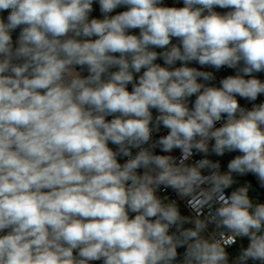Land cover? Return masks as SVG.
Returning <instances> with one entry per match:
<instances>
[{
    "label": "clouds",
    "instance_id": "1",
    "mask_svg": "<svg viewBox=\"0 0 264 264\" xmlns=\"http://www.w3.org/2000/svg\"><path fill=\"white\" fill-rule=\"evenodd\" d=\"M261 73L264 0H0V264H264Z\"/></svg>",
    "mask_w": 264,
    "mask_h": 264
},
{
    "label": "built area",
    "instance_id": "2",
    "mask_svg": "<svg viewBox=\"0 0 264 264\" xmlns=\"http://www.w3.org/2000/svg\"><path fill=\"white\" fill-rule=\"evenodd\" d=\"M158 62L162 63V61H158ZM194 66H197V65H194ZM205 70L212 71V69H205ZM228 74H234V71H233L232 69H228V68H223V69H221L219 72L216 73L217 79H216L214 82H212V83H213L215 86H219V81H220V79H222L224 76H226V75H228ZM257 75H258V78L264 79V73L257 74ZM193 100H194V97H193ZM262 101H264V95L260 96V97L258 98V100L256 101V103H260V102H262ZM240 103H241V105L244 106V107H249V108L251 107V104H250L247 100H243V99H241V100H240ZM217 126H219V124H218ZM166 132H167L166 129L161 128V130H160L159 133H154V134H153V140H155V139H156L158 136H160V135H165ZM136 151H137V150L134 149V150H133V154H135ZM156 151L159 152V149H156ZM179 154H180V153H179V150H175V152L173 153V155H176V156H179ZM201 155H202V154H194V156L191 157L186 163H188V164H195V162H196L198 159L201 158ZM230 155H232V154H229L228 156H226V157H224V158L217 159V160H221L222 164L224 165V168H222V170H225L226 162H227L228 158L230 157ZM124 159H126V158H122V161H123V162H124ZM213 161H215V160H213ZM204 174H205V175L208 174L207 170L204 171ZM202 187H205V186H202ZM225 192H226V195H230V194H231L230 191H228V189L225 190ZM163 195L167 196L169 200H176V201H177L178 206L180 207V210H181V214H182V215L189 216L190 218H195V217H196V214H197L196 211L193 210V207H190V206L188 205V199H189V198H185V199L181 200V199H179V198L175 195V193H174L171 189H168L166 192L163 193ZM199 198H200L199 190H197L196 199H199ZM194 205H195V200H193V206H194ZM216 206H218V205H216ZM210 210H211V209H210L209 207H205V208L203 209V213H204V214H203V216H201L200 218H201V219L205 218V217L209 214ZM192 226H193V225H191V224L186 225V227H192ZM212 231H213V226L210 225L209 228H208V230H207V232H206L205 234L208 235V234H210ZM241 239H242V238H237L236 243H235L234 245H231L227 250L236 247V246L239 244V242H240ZM183 251H184V249H178V252L181 254V256H182V254H183V253H182Z\"/></svg>",
    "mask_w": 264,
    "mask_h": 264
},
{
    "label": "rangeland",
    "instance_id": "3",
    "mask_svg": "<svg viewBox=\"0 0 264 264\" xmlns=\"http://www.w3.org/2000/svg\"><path fill=\"white\" fill-rule=\"evenodd\" d=\"M165 1H168L169 3H172V4L175 3V0H165ZM180 6H182V5H180ZM92 15H93V16H97V17L100 16V14H98V13L96 14V12H95V13L93 12ZM228 155H229V154H226L224 157H226V156H228ZM224 157H222V158H224ZM209 158L212 159V160L220 159V157H216V156H214V155H213V156H210ZM230 159H231V157L228 158L227 162H228ZM227 162H226V164H227ZM121 163H123L122 159H121ZM225 170H226V166H225ZM233 175H234V179H236L237 183L234 184V185L232 186V188L228 189V191H230V193H231L232 191H234V190L236 189V187H238V186L249 185L246 176L238 177V176H235V174H233ZM258 184H259V182H258ZM253 190H254V188L250 186V187H249V197L252 199L253 204L255 205V204H257V203H264V201H263L262 199H260L259 194H258V193H255ZM204 235H206V234L204 233ZM228 252L230 253V257H229V258H230V261L235 260V258H236V257L239 255V253H240V251H239V252H236V251L233 250V249H229Z\"/></svg>",
    "mask_w": 264,
    "mask_h": 264
},
{
    "label": "trees",
    "instance_id": "4",
    "mask_svg": "<svg viewBox=\"0 0 264 264\" xmlns=\"http://www.w3.org/2000/svg\"><path fill=\"white\" fill-rule=\"evenodd\" d=\"M234 154L230 155L232 158ZM246 178L248 180V184L254 188V192L259 194L260 199L264 201V187H261L260 184H258V181L255 176L252 174L246 175ZM183 253V252H182Z\"/></svg>",
    "mask_w": 264,
    "mask_h": 264
},
{
    "label": "crops",
    "instance_id": "5",
    "mask_svg": "<svg viewBox=\"0 0 264 264\" xmlns=\"http://www.w3.org/2000/svg\"><path fill=\"white\" fill-rule=\"evenodd\" d=\"M165 2H166V4H168L170 6L172 5V3H169L168 1H165ZM177 6H180V5H177ZM95 12H96V14L97 13L100 14L98 5H94V13ZM247 244H248L247 238H242L240 240L239 244L236 247L232 248V249L235 250L236 252H239V251H241L242 248L247 247ZM248 264H253V262L249 261Z\"/></svg>",
    "mask_w": 264,
    "mask_h": 264
}]
</instances>
